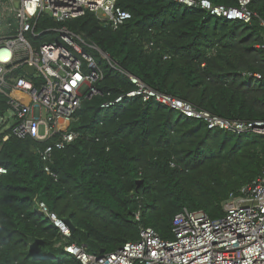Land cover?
I'll use <instances>...</instances> for the list:
<instances>
[{
	"label": "trees",
	"instance_id": "obj_1",
	"mask_svg": "<svg viewBox=\"0 0 264 264\" xmlns=\"http://www.w3.org/2000/svg\"><path fill=\"white\" fill-rule=\"evenodd\" d=\"M118 5L132 15L118 29L90 12L67 24L162 93L224 118L264 120V78L255 76H264L259 19L264 0L250 1L258 15L251 23L178 0H118ZM44 25L58 26L52 20ZM56 35L44 32L38 39L52 41ZM98 64L104 70L100 93L82 102L71 123L79 136L54 153L57 181L45 173L37 152L45 144L31 137L3 141L10 129L0 125V164L8 170L0 176V264H81L59 245L63 236L41 212L40 201L74 223L68 242L98 255L138 240L143 226L172 238L173 219L184 209L222 217L230 194L263 171L264 135L210 129L155 99L136 97L101 108L135 85L100 56ZM9 109L0 92V115ZM37 239L44 243L32 255L30 244Z\"/></svg>",
	"mask_w": 264,
	"mask_h": 264
},
{
	"label": "built area",
	"instance_id": "obj_2",
	"mask_svg": "<svg viewBox=\"0 0 264 264\" xmlns=\"http://www.w3.org/2000/svg\"><path fill=\"white\" fill-rule=\"evenodd\" d=\"M178 1L230 20L251 23L258 17L249 8L251 0H239L236 7L215 5L210 0ZM87 12L113 29L132 17L118 5V0H0V92L10 107L0 119V125L10 129L2 140L11 136L31 137L45 144L37 152L45 173L55 181L58 174L51 166L54 153L78 138L71 123L76 120L82 102L100 93L97 84L103 79L104 70L98 64V56L126 74L135 85L134 89L103 102V109L136 97L143 101L155 99L185 116L203 120L210 129L264 135L262 119L224 118L185 99L162 93L124 71L109 53L69 28V20ZM259 19L264 25V19ZM47 20L58 26L44 25ZM53 31L57 34L54 40L38 39L42 33ZM87 47L97 54L89 53ZM27 66L33 67L34 73L27 71ZM255 76L264 78L260 73ZM7 171L0 164V176ZM223 205L225 213L216 219L203 210L179 212L173 219L170 239H164L151 226H143L138 240L128 241L111 252L92 255L85 244L68 242L72 229L66 219L52 211L45 201L39 202L41 212L63 236L59 245L81 264H264V168L239 193H231ZM135 217L140 220V212Z\"/></svg>",
	"mask_w": 264,
	"mask_h": 264
},
{
	"label": "water",
	"instance_id": "obj_3",
	"mask_svg": "<svg viewBox=\"0 0 264 264\" xmlns=\"http://www.w3.org/2000/svg\"><path fill=\"white\" fill-rule=\"evenodd\" d=\"M26 70L29 71L30 73H34V68L27 66ZM142 180L138 181V185L137 187H140L142 184ZM66 222L70 225L71 229L74 231L76 229V226L74 225V223L70 220V219H66ZM44 240L42 239H37L35 240L33 243L30 244V250L32 255H36L40 252V244H43ZM105 250H102V253H104Z\"/></svg>",
	"mask_w": 264,
	"mask_h": 264
},
{
	"label": "rangeland",
	"instance_id": "obj_4",
	"mask_svg": "<svg viewBox=\"0 0 264 264\" xmlns=\"http://www.w3.org/2000/svg\"><path fill=\"white\" fill-rule=\"evenodd\" d=\"M87 50H88V52L89 53H96L97 54V52L93 49V48H91V47H87ZM179 114V112L177 111V115ZM2 117H1V115H0V119H1Z\"/></svg>",
	"mask_w": 264,
	"mask_h": 264
}]
</instances>
